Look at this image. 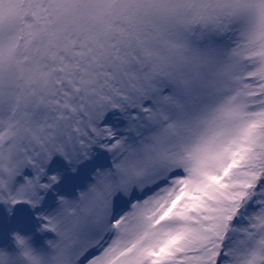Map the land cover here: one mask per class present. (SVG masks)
Returning <instances> with one entry per match:
<instances>
[{"label":"snow or ice","instance_id":"obj_1","mask_svg":"<svg viewBox=\"0 0 264 264\" xmlns=\"http://www.w3.org/2000/svg\"><path fill=\"white\" fill-rule=\"evenodd\" d=\"M95 148L37 216L51 251L17 235L0 264H264V0H0V204Z\"/></svg>","mask_w":264,"mask_h":264},{"label":"rangeland","instance_id":"obj_2","mask_svg":"<svg viewBox=\"0 0 264 264\" xmlns=\"http://www.w3.org/2000/svg\"><path fill=\"white\" fill-rule=\"evenodd\" d=\"M106 126L114 129L123 128L125 122L121 119L119 112H110L104 121ZM95 155L88 161L77 167V171H72L73 165H70L63 157L57 155L47 166V174L59 175L61 181L49 191L42 205L35 210L28 205H20L13 209L12 214L8 213L7 207L0 204V244L5 243L3 249L9 252H15V244L12 234L16 229H20L22 234L31 237V243L37 251L48 253L51 251L47 241L56 240L54 233L40 232V223L37 216L40 214L49 215L58 207V197L64 196L69 199H76L80 191H85L90 183L94 182V174L97 169L110 166L109 155L101 148H95ZM24 175L33 178L34 173L30 168L25 169ZM23 177L18 178V184L23 183ZM47 182L46 178L45 181ZM120 200L117 199L119 208Z\"/></svg>","mask_w":264,"mask_h":264},{"label":"clouds","instance_id":"obj_3","mask_svg":"<svg viewBox=\"0 0 264 264\" xmlns=\"http://www.w3.org/2000/svg\"><path fill=\"white\" fill-rule=\"evenodd\" d=\"M17 235H22V236H23V234H20V233H13V234H12V238H13V240H14L15 236H17ZM23 239H25V240L29 243V245L33 248L34 251L39 252V251H37V250L34 248V246L32 245V243H31V237H29V236H23ZM3 250H4V251H7L6 249H3Z\"/></svg>","mask_w":264,"mask_h":264},{"label":"bare ground","instance_id":"obj_4","mask_svg":"<svg viewBox=\"0 0 264 264\" xmlns=\"http://www.w3.org/2000/svg\"><path fill=\"white\" fill-rule=\"evenodd\" d=\"M16 233L18 232V233H20V234H22V231L20 230V229H16V231H15ZM24 235V234H23ZM4 246H5V243H1L0 244V248H4Z\"/></svg>","mask_w":264,"mask_h":264}]
</instances>
